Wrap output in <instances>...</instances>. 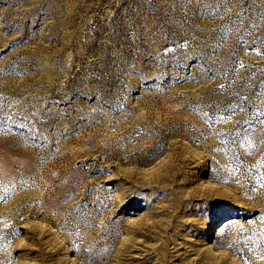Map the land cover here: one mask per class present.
<instances>
[{
  "label": "rangeland",
  "instance_id": "1",
  "mask_svg": "<svg viewBox=\"0 0 264 264\" xmlns=\"http://www.w3.org/2000/svg\"><path fill=\"white\" fill-rule=\"evenodd\" d=\"M120 263L264 264V0H0V264Z\"/></svg>",
  "mask_w": 264,
  "mask_h": 264
},
{
  "label": "bare ground",
  "instance_id": "2",
  "mask_svg": "<svg viewBox=\"0 0 264 264\" xmlns=\"http://www.w3.org/2000/svg\"><path fill=\"white\" fill-rule=\"evenodd\" d=\"M217 222H213L215 225H217L218 224V222H221V220L220 219H218V220H216ZM126 239V238H125ZM132 239V238H131ZM126 240H128V239H126ZM130 240V239H129ZM133 240V239H132ZM121 264V263H120Z\"/></svg>",
  "mask_w": 264,
  "mask_h": 264
}]
</instances>
